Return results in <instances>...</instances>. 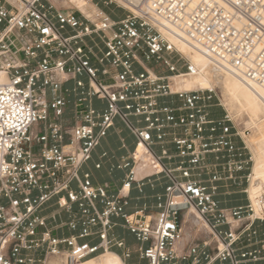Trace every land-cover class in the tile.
<instances>
[{
    "label": "built area",
    "instance_id": "2783aa9c",
    "mask_svg": "<svg viewBox=\"0 0 264 264\" xmlns=\"http://www.w3.org/2000/svg\"><path fill=\"white\" fill-rule=\"evenodd\" d=\"M78 1L96 11L88 17L53 0H0V264H78L113 248L123 264H264V236L253 230L263 219L249 200L230 208L215 200L220 184L237 187L250 175L248 131L226 111L211 116L214 92L172 90L174 79L194 71L159 30L264 88V0ZM110 5L126 14L113 19ZM69 93L76 100L67 118ZM92 99L105 109L94 110ZM115 119L136 144L122 163L127 182L111 193L80 169ZM173 159L176 167L164 165ZM140 164L169 181L155 217L125 212L122 192ZM256 200L264 203V186ZM187 210L216 247L186 239ZM62 215L67 220L57 222ZM113 219L138 246L115 239Z\"/></svg>",
    "mask_w": 264,
    "mask_h": 264
},
{
    "label": "crops",
    "instance_id": "0c3cea01",
    "mask_svg": "<svg viewBox=\"0 0 264 264\" xmlns=\"http://www.w3.org/2000/svg\"><path fill=\"white\" fill-rule=\"evenodd\" d=\"M113 19H118V15L114 11L107 10ZM78 80L86 82L84 76L78 77ZM74 87L73 82L66 83L65 89L69 91ZM67 99L70 104L67 107L65 117H70L72 113V103L76 100V97L69 93ZM161 102L168 103L167 99H161ZM176 103V102H175ZM97 112H101L105 109V102L97 99H92L89 104ZM211 116L213 118H220L222 113L218 112L216 108L211 109ZM131 121L136 124V120L131 118ZM138 126H143V123H137ZM135 139L129 130L118 119L114 120L113 127L107 132L106 137L101 140L99 146L92 153L91 159L81 167L80 175H88L93 185H100L107 188L111 193H117L125 182H127V176L129 174V168H122V163L125 162L135 148ZM235 144L239 145V142L235 140ZM166 149L171 151L172 146L167 145ZM155 150L159 149L155 147ZM180 162V159H173L171 161H164V165L169 168L176 167ZM145 164H142V166ZM97 166H99L97 168ZM144 167V166H143ZM134 176L130 182L128 191L124 190L122 195L126 196L128 205L125 208L126 214H134L144 211L149 213L152 217L157 214V199L164 200L165 188L169 186V181L163 174L151 175L149 171L137 172L133 170ZM202 179H206V176H202ZM73 188L75 186L73 185ZM219 194L215 197L221 208L230 207H243L247 204L244 200H238L240 196L239 188L232 186L231 184L221 185L218 190ZM67 217L62 215L57 222L65 221ZM116 226L113 230V236L117 240H123L126 246L134 248L138 246L133 235L127 230L122 228V221L120 219H113ZM253 230L257 233V238L264 236V223L255 222ZM90 245L97 244V240L94 238H88L83 240ZM113 253L121 254V252L115 248L112 249ZM123 263V262H122ZM263 264V263H258Z\"/></svg>",
    "mask_w": 264,
    "mask_h": 264
},
{
    "label": "bare ground",
    "instance_id": "6f19581e",
    "mask_svg": "<svg viewBox=\"0 0 264 264\" xmlns=\"http://www.w3.org/2000/svg\"><path fill=\"white\" fill-rule=\"evenodd\" d=\"M72 3L74 4V6H76L78 10H80L82 13H85V4L78 0H72ZM123 5L127 9H129V6L124 3ZM159 30L162 35L178 49L180 54H182L185 60L189 62L191 68L194 71V74L188 77L191 78L190 81L181 78L174 79V85L172 87V90L184 92H189L192 90L213 92V83L215 87L219 88L222 91L228 111L233 110L237 113H245L249 117L250 123L256 127L257 135H255L254 133L255 137H249L247 140H245L247 143L246 145H248L247 148H249L253 153V165L251 169L248 191L249 202L252 205L254 213H259L260 211H262L263 203H259L256 200V197L260 192L262 185H264V88L254 85L249 86L245 84L232 69L224 68L220 64H217L216 62L210 60L202 52L194 50L186 43L178 40L171 33L163 29L161 26H159ZM175 80L178 81L175 82ZM182 80H184L183 86L190 87L182 88V84H180ZM196 85H199L200 87L208 86L209 89L198 88L186 90L195 87ZM137 152L141 155V148H138ZM142 170V164H140L135 169V173L141 172ZM175 204L177 206H184V201L180 196L176 195ZM195 216L197 215L195 214ZM78 264L123 263L117 254L107 251L98 257L81 261Z\"/></svg>",
    "mask_w": 264,
    "mask_h": 264
},
{
    "label": "rangeland",
    "instance_id": "374dc122",
    "mask_svg": "<svg viewBox=\"0 0 264 264\" xmlns=\"http://www.w3.org/2000/svg\"><path fill=\"white\" fill-rule=\"evenodd\" d=\"M54 4L56 5V7H65V8H69L72 5H69L65 0H53ZM73 10L74 8H76V6H72L71 7ZM85 13H83L85 16H90L92 12H94L96 9L95 7H93L92 5L89 6H85ZM107 11V9H105ZM108 10L114 11L116 15H118L119 18H122L125 14L126 11L124 9L118 8L115 5H110L108 7ZM76 12V11H75ZM181 79H185L187 81H190L191 78L188 77H184ZM178 80H175V82ZM183 82L184 80H182L180 82V84H182V88H188L190 86H183ZM198 88H202V89H209L208 86L207 87H200L199 85H196L195 87L186 89V90H190V89H198ZM212 88H213V92H214V96H215V102L217 104H219V107H216V110L220 113H222L223 111H226L229 115L230 118L232 119L233 123L235 126H239V128H245L248 131V135L244 138V143L245 145L246 140L250 137H255V135H257V131H256V127L254 125H252L250 123V119L249 117L245 114V113H237L236 111H228L226 103L224 101V97H223V93L222 91L215 87L212 83ZM255 133V135H254ZM246 139V140H245ZM238 141V140H237ZM248 145H246V149H247V154L250 157L251 163H250V175H251V169H252V165H253V153L251 152V150L249 148H247ZM250 175L247 179V181L242 180L241 184L239 186H237V188L240 189H245L247 194L245 193H240L238 194V196H240V198L238 200H244L245 202H248L249 200V183H250ZM264 185H262L263 187ZM261 187V188H262ZM263 213V214H262ZM184 218L187 221V224L185 225V230H186V239L187 240H198V241H210L211 243V248L213 249L214 246L216 247V244L214 245V240L212 239V236H210L208 230L206 228H204L203 224L198 221L197 216H195L194 212L192 210H187L185 213H183ZM255 216L257 218H261L263 219V221H256V222H263L264 223V203L262 204V211H260L259 213H255ZM111 252V251H110ZM99 259V258H96ZM54 263V262H53ZM51 262V264H53Z\"/></svg>",
    "mask_w": 264,
    "mask_h": 264
},
{
    "label": "trees",
    "instance_id": "16d2710c",
    "mask_svg": "<svg viewBox=\"0 0 264 264\" xmlns=\"http://www.w3.org/2000/svg\"><path fill=\"white\" fill-rule=\"evenodd\" d=\"M108 10V9H107ZM106 11V10H105Z\"/></svg>",
    "mask_w": 264,
    "mask_h": 264
}]
</instances>
